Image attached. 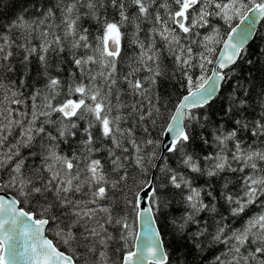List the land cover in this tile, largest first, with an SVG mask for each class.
<instances>
[{"label": "snow or ice", "instance_id": "6c2138e0", "mask_svg": "<svg viewBox=\"0 0 264 264\" xmlns=\"http://www.w3.org/2000/svg\"><path fill=\"white\" fill-rule=\"evenodd\" d=\"M258 24L264 0H24L0 23V264H264Z\"/></svg>", "mask_w": 264, "mask_h": 264}, {"label": "trees", "instance_id": "16d2710c", "mask_svg": "<svg viewBox=\"0 0 264 264\" xmlns=\"http://www.w3.org/2000/svg\"><path fill=\"white\" fill-rule=\"evenodd\" d=\"M13 5H15V7H13ZM23 6L24 0H0V14H3L2 18H0V23H5L16 15H19ZM251 43L257 48H264V24L260 25ZM188 264H202L201 257L197 255L194 258H190Z\"/></svg>", "mask_w": 264, "mask_h": 264}, {"label": "water", "instance_id": "95a60500", "mask_svg": "<svg viewBox=\"0 0 264 264\" xmlns=\"http://www.w3.org/2000/svg\"><path fill=\"white\" fill-rule=\"evenodd\" d=\"M260 25H261V24H258V25H257V29H256V32L254 33V37H255V35H256V33H257L258 28L260 27ZM251 42H252V41H251ZM251 42H250V43H251Z\"/></svg>", "mask_w": 264, "mask_h": 264}]
</instances>
